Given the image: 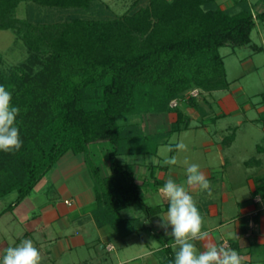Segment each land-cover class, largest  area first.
<instances>
[{
  "label": "trees",
  "instance_id": "16d2710c",
  "mask_svg": "<svg viewBox=\"0 0 264 264\" xmlns=\"http://www.w3.org/2000/svg\"><path fill=\"white\" fill-rule=\"evenodd\" d=\"M23 2L28 16L20 19ZM259 2L261 10L249 0H233L234 8L219 0H133L118 15L99 0H0V30H13L28 50L9 72L0 70V85L20 109L22 140L19 151H0V197L16 193L0 214L27 198L67 153L82 155L96 224L121 238L146 231L162 246L159 264H170L172 237L155 225L162 208L145 202L134 166L189 127L182 103L198 106L201 94L229 88L220 49L251 44L257 20H264ZM34 9L67 16L45 22ZM194 89L197 96L190 95ZM172 112L177 119L168 130L144 129L145 119ZM99 142L112 147L104 164L92 157L91 144ZM148 169L154 176L155 166ZM263 194L258 187L255 196ZM135 207L145 214H124Z\"/></svg>",
  "mask_w": 264,
  "mask_h": 264
},
{
  "label": "crops",
  "instance_id": "0c3cea01",
  "mask_svg": "<svg viewBox=\"0 0 264 264\" xmlns=\"http://www.w3.org/2000/svg\"><path fill=\"white\" fill-rule=\"evenodd\" d=\"M224 90L232 89L229 86ZM232 92L234 97L232 110L220 101L217 103L218 110L213 112V106L203 96L207 94L206 92L200 97L198 106L182 103L191 120L187 129L176 133L191 129L205 132L201 144L196 145L194 141L191 147L192 152H204L198 157L193 154L195 158L191 163L199 162L200 170L210 181L213 192L209 197L206 192L191 191L204 220L203 230L210 233L213 242L230 247L245 257L244 264H264V197L260 203L255 201L257 188L264 187V93L257 102H254L242 86L234 88ZM254 110L257 111V115L253 117L251 111ZM232 114L238 117L235 124L232 126L225 122L221 125V120L227 119ZM176 119L177 115L173 112L149 117L143 121V127L147 132L165 131ZM217 124H219L218 129L215 128ZM241 129L245 131L249 129L247 133L250 135L247 136L253 140L256 154L249 159L239 157L233 160L234 158L228 156V152L237 141V132ZM230 135L233 136V140L224 143V139ZM197 139L199 138L196 136ZM177 154L176 151L171 152V156ZM158 157V154L155 155L149 163L141 162V158L137 161L136 170L138 174L144 175L139 182L147 186L143 197L148 205L156 200L157 194L148 190L153 185H157L156 179L162 181V185L169 178L178 183L186 182L184 164L163 165ZM235 162L238 163V167L241 165L244 167L242 182H237L238 178L236 180L230 176V170ZM149 165H154L156 168L154 176L151 174L150 177L147 176V173H150ZM158 168H160L159 172ZM173 168L181 169L183 173L174 172ZM43 180L47 182L48 189L43 193L45 197H42V200H36L35 203L29 201L27 205L28 201L25 198L13 210L0 214V222H4L3 224L10 230L8 235L0 231V249L14 246L23 239H31L40 250L41 264L45 262V256L60 257L66 252H75L81 256L74 264H90L88 258L94 260V255L90 253L93 247L95 261L101 264L104 261L102 251L115 250V242L119 237L110 226L99 227L93 218L95 198L84 157L67 153L41 181ZM185 186L187 187L186 183ZM157 198L161 200L158 206L162 207V210L156 217L155 225L169 237L166 232H171V226L169 225L167 230L160 227V216L166 214L168 204L160 195ZM255 211L258 212L254 216ZM251 218L254 220L253 227L249 225ZM234 232L237 237L229 238L228 234ZM194 243L199 251L205 250L204 242ZM123 244L127 245V241ZM112 245L114 248L109 250ZM161 247L160 244L157 250L140 254L146 259L144 264H159L160 258L156 253H160ZM83 252H89L88 256ZM2 256L3 252L0 251V258ZM117 259V263L112 259L110 264H129V259L122 260L119 256Z\"/></svg>",
  "mask_w": 264,
  "mask_h": 264
},
{
  "label": "rangeland",
  "instance_id": "374dc122",
  "mask_svg": "<svg viewBox=\"0 0 264 264\" xmlns=\"http://www.w3.org/2000/svg\"><path fill=\"white\" fill-rule=\"evenodd\" d=\"M133 0H99V3L106 7H110V9L118 14H123L131 5ZM251 4L254 5L256 10H261V3L260 0H249ZM220 5L222 8H229L233 7V0H219ZM28 4L27 2H23L17 8L16 16L20 19H25L28 16ZM234 8V7H233ZM238 10V8H235ZM35 17L44 18L45 22H53L59 21L66 18L67 13L65 12H57L52 9H34ZM87 16L93 15V13H86ZM251 44L245 46H237L231 47L226 46L220 49L222 56L224 57L225 67L227 71V79L230 81V88L233 90L239 86H242L245 91L248 93L250 99L254 102H257L261 97L262 93H264V20H257L256 26L252 31L251 34ZM252 44H256L260 47V50L254 49ZM28 56V50L23 42L17 34L11 30H0V70L3 72H9L10 69L15 67L16 65L23 62ZM232 90H221L216 91L213 93H207L203 95L206 97L213 106V112L218 110V102H223L228 108L231 110L232 103L234 104V97ZM202 96V94H201ZM252 116L257 115V111H251ZM251 116V115H250ZM238 119L237 116L232 114L228 116L227 119L221 120V125L225 122H228L230 125H234ZM219 123V124H220ZM219 124L215 128L218 129ZM250 127V126H249ZM248 127V128H249ZM212 128H214L212 126ZM249 130V129H248ZM247 130V131H248ZM245 130H238L237 132V141L234 143L233 148L228 152V156L234 158L233 160L238 159L239 157L243 158H252L255 156V145L253 140L247 136L250 133H247ZM254 131V130H253ZM259 133V132H258ZM196 136L199 138L196 140ZM205 136V132L203 130H196L191 129L188 131H183L180 133H174L170 137V143L175 144L176 142L183 141L187 145V151L178 152L177 158L179 163L184 164L183 161L187 159L190 163L193 161L195 156L203 155L204 152H192L191 147L196 142V145H200L203 137ZM217 139V138H216ZM169 144L161 145L158 148V159L160 160L161 164L165 156H171V152L168 153L165 151ZM93 159L97 163L106 162L109 156V152L112 150L111 144L109 142H99L91 144ZM213 153V152H212ZM194 154V155H193ZM136 159V158H135ZM143 163L151 162L154 159V155H147L145 158H141ZM134 160V158H132ZM198 164L199 162H194ZM107 164V163H106ZM241 167V168H240ZM238 167V163H234L233 168L230 170V176L235 178L238 181L242 182V169L244 168L242 165ZM134 169L137 174L138 180L141 182L144 178L143 173L138 174L137 172V165L134 166ZM160 171V168L157 170ZM174 172H182L183 170L178 168H173ZM235 171V172H234ZM148 172V171H147ZM146 172V173H147ZM147 176H151L150 173H147ZM45 180L40 181L31 194L26 198L28 201L27 205H29V201L32 202L36 200H42V197H45L43 193L47 191ZM163 185H153L149 191L156 193V198L159 196V188ZM146 185H142L143 193L147 191ZM16 198V193L10 194L5 197H0V210L2 211L4 208L8 206V204ZM151 206L154 204L150 202ZM162 208V207H161ZM164 209V206H163ZM142 211L139 210L138 207L133 209H128L124 211V214L127 216L130 215H143ZM145 214V213H144ZM153 215V214H152ZM5 219V218H4ZM4 221V220H3ZM0 222V231L5 232L6 235L10 234V230L6 228ZM7 238V236H5ZM8 239V238H7ZM127 241V245H124L123 242ZM116 248L111 252L102 251L104 256V261L101 264H110L111 260L113 259L116 263L118 262L117 257L119 256L122 260H128L129 264H144L146 259H143L140 254H145L151 250H157L160 242L153 238V236L146 231H140L139 233H134L130 235L128 238H121L117 239L115 242ZM196 245V244H195ZM197 247V246H196ZM95 248V247H94ZM89 249V248H87ZM110 250V249H109ZM112 250V249H111ZM198 250V248H197ZM175 252V250L173 249ZM199 251V250H198ZM85 256H88V253L83 252ZM90 253L94 255V260L92 261L91 257L88 258L90 264H98L95 261V251L92 247ZM87 254V255H86ZM157 257H161L160 254L156 253ZM80 255L76 254L75 252H66L64 255L60 257H44L45 262L43 264H74L75 260H78ZM149 259H152L150 256H147ZM146 257V258H147ZM249 258V257H248ZM97 260V259H96ZM108 260V261H106Z\"/></svg>",
  "mask_w": 264,
  "mask_h": 264
},
{
  "label": "clouds",
  "instance_id": "9594fccd",
  "mask_svg": "<svg viewBox=\"0 0 264 264\" xmlns=\"http://www.w3.org/2000/svg\"><path fill=\"white\" fill-rule=\"evenodd\" d=\"M19 113V107L12 104V93L0 85V151L11 153L21 149L22 140L17 126ZM165 151H187V145L183 141L176 142L174 145L169 144ZM178 163L175 155L165 156L162 162L167 166ZM183 163L187 187L185 183L169 178L158 190L160 197L168 204L166 214L160 216V227L167 230L171 226V232H166L172 237L171 247L175 250L174 260L170 264H244L245 257L230 247L213 242L210 233L203 230L204 220L191 191H203L211 197V184L198 164L190 163L187 159ZM160 203L161 200L157 198L152 207ZM228 237L236 238L237 235L235 232L229 233ZM195 241L204 242L205 250L198 251ZM0 251L3 252L0 264H41L40 250L31 239H23Z\"/></svg>",
  "mask_w": 264,
  "mask_h": 264
},
{
  "label": "built area",
  "instance_id": "2783aa9c",
  "mask_svg": "<svg viewBox=\"0 0 264 264\" xmlns=\"http://www.w3.org/2000/svg\"><path fill=\"white\" fill-rule=\"evenodd\" d=\"M198 94H199V90H198V89H194V90H192V91L190 92V95H192V96H197ZM178 102H179L178 100H174V101H172V102H171V106H176V105L178 104ZM255 201L258 202V203H260V202L263 201V197L260 196V195H257V196H255ZM257 212H258V211H255V212L253 213V215H256ZM249 225H250V227H253V226H254V221H253L252 218L249 220ZM113 248H114L113 245L109 247L110 250L113 249Z\"/></svg>",
  "mask_w": 264,
  "mask_h": 264
}]
</instances>
